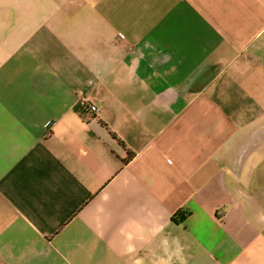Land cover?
I'll use <instances>...</instances> for the list:
<instances>
[{
  "label": "crops",
  "instance_id": "crops-1",
  "mask_svg": "<svg viewBox=\"0 0 264 264\" xmlns=\"http://www.w3.org/2000/svg\"><path fill=\"white\" fill-rule=\"evenodd\" d=\"M263 213L264 0H0V264H264Z\"/></svg>",
  "mask_w": 264,
  "mask_h": 264
},
{
  "label": "built area",
  "instance_id": "built-area-1",
  "mask_svg": "<svg viewBox=\"0 0 264 264\" xmlns=\"http://www.w3.org/2000/svg\"><path fill=\"white\" fill-rule=\"evenodd\" d=\"M78 112L81 117L85 119L89 117H96L98 114V107L89 99L83 98L78 105Z\"/></svg>",
  "mask_w": 264,
  "mask_h": 264
},
{
  "label": "rangeland",
  "instance_id": "rangeland-1",
  "mask_svg": "<svg viewBox=\"0 0 264 264\" xmlns=\"http://www.w3.org/2000/svg\"><path fill=\"white\" fill-rule=\"evenodd\" d=\"M264 214V213H263Z\"/></svg>",
  "mask_w": 264,
  "mask_h": 264
}]
</instances>
